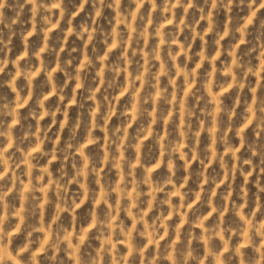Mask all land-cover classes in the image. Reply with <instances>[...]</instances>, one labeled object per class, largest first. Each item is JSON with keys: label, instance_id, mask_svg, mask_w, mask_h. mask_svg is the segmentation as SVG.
<instances>
[{"label": "clouds", "instance_id": "obj_1", "mask_svg": "<svg viewBox=\"0 0 264 264\" xmlns=\"http://www.w3.org/2000/svg\"><path fill=\"white\" fill-rule=\"evenodd\" d=\"M0 264H264V0H0Z\"/></svg>", "mask_w": 264, "mask_h": 264}]
</instances>
